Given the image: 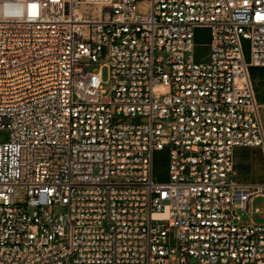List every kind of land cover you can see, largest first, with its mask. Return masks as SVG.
<instances>
[{
	"label": "built area",
	"instance_id": "1",
	"mask_svg": "<svg viewBox=\"0 0 264 264\" xmlns=\"http://www.w3.org/2000/svg\"><path fill=\"white\" fill-rule=\"evenodd\" d=\"M250 66L264 0H0V264H264Z\"/></svg>",
	"mask_w": 264,
	"mask_h": 264
},
{
	"label": "crops",
	"instance_id": "2",
	"mask_svg": "<svg viewBox=\"0 0 264 264\" xmlns=\"http://www.w3.org/2000/svg\"><path fill=\"white\" fill-rule=\"evenodd\" d=\"M249 76L264 129V67L250 66ZM232 167L237 182L264 184V146L235 147L232 153Z\"/></svg>",
	"mask_w": 264,
	"mask_h": 264
},
{
	"label": "rangeland",
	"instance_id": "3",
	"mask_svg": "<svg viewBox=\"0 0 264 264\" xmlns=\"http://www.w3.org/2000/svg\"><path fill=\"white\" fill-rule=\"evenodd\" d=\"M197 33L199 34L196 40V49L195 56L198 61H204L208 57V50L206 48L207 38V29H198ZM244 53L246 60H249V43L244 42ZM97 64H91L89 66V71L97 69ZM102 79L104 81L103 87L105 90H110V82L108 76V69L106 67L102 68ZM9 132L7 130H0V142H5L8 140ZM168 157L165 152H157L154 155V177L159 181H166L168 179ZM262 202V198H255L252 202V206H258ZM236 214L240 217L242 222H254L256 224L264 223V213H245L242 210L238 209Z\"/></svg>",
	"mask_w": 264,
	"mask_h": 264
},
{
	"label": "trees",
	"instance_id": "4",
	"mask_svg": "<svg viewBox=\"0 0 264 264\" xmlns=\"http://www.w3.org/2000/svg\"><path fill=\"white\" fill-rule=\"evenodd\" d=\"M198 36H199V34L197 33V34H196V40H197Z\"/></svg>",
	"mask_w": 264,
	"mask_h": 264
}]
</instances>
